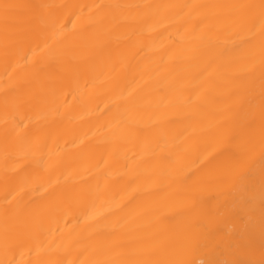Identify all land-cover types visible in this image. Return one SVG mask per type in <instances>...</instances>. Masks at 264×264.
<instances>
[{"label":"bare ground","instance_id":"6f19581e","mask_svg":"<svg viewBox=\"0 0 264 264\" xmlns=\"http://www.w3.org/2000/svg\"><path fill=\"white\" fill-rule=\"evenodd\" d=\"M0 264H264V0H0Z\"/></svg>","mask_w":264,"mask_h":264}]
</instances>
